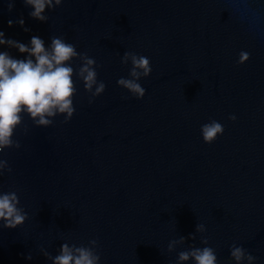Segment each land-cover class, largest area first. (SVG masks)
I'll list each match as a JSON object with an SVG mask.
<instances>
[{
	"label": "water",
	"instance_id": "water-1",
	"mask_svg": "<svg viewBox=\"0 0 264 264\" xmlns=\"http://www.w3.org/2000/svg\"><path fill=\"white\" fill-rule=\"evenodd\" d=\"M0 264H264V0H0Z\"/></svg>",
	"mask_w": 264,
	"mask_h": 264
}]
</instances>
